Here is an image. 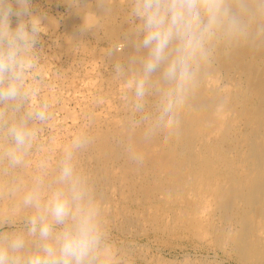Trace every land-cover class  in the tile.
<instances>
[{"label": "clouds", "instance_id": "9594fccd", "mask_svg": "<svg viewBox=\"0 0 264 264\" xmlns=\"http://www.w3.org/2000/svg\"><path fill=\"white\" fill-rule=\"evenodd\" d=\"M30 5L31 0H0V102H15L21 113L3 126L10 167L25 163L51 117L48 100L32 102L25 89L26 74L40 66L37 44L46 33L44 17ZM98 7L107 11V0H98ZM12 16L18 18L14 28ZM128 22L125 42L108 54L132 49L113 68L146 141L162 136L167 143L179 135L182 114L219 52L264 45V0H130ZM90 142L86 132L78 133L54 162L47 155L36 162L17 205L26 213L22 226H16V212L0 216V264H119L102 204L77 164ZM132 158L143 161L136 153ZM9 195L15 197L17 189Z\"/></svg>", "mask_w": 264, "mask_h": 264}, {"label": "rangeland", "instance_id": "374dc122", "mask_svg": "<svg viewBox=\"0 0 264 264\" xmlns=\"http://www.w3.org/2000/svg\"><path fill=\"white\" fill-rule=\"evenodd\" d=\"M92 5H97V8H99L98 0H31L30 6L32 13L44 17L43 23L46 25V33L41 34L37 44V49L42 54L40 66L26 74L25 89L33 94L31 96L32 102L39 100L40 97L48 100L51 105V117L47 124L41 126L39 139L35 142L31 152L26 157L23 167H10L7 159L5 158V161L3 158L6 149L9 147V141L6 132L3 130V126L4 123L15 122L21 113L14 110L15 102H0V114L3 116V123H0V155L4 163H2V165L7 169V175L14 171V175L13 173L10 174L12 175L10 176L12 179L11 185L14 186L15 183L17 184L19 182L15 188H20H16L17 192L20 194L22 193V189L30 183V175H33L37 160L43 155H47L54 162L72 136L83 131L91 138L100 128H102L100 131L103 130V132L108 130L113 132L116 128L124 132L127 131L126 133L134 132L137 129L143 130L142 124L138 125L135 123L138 117L132 115L128 104L124 100L123 81L121 82V79L118 78L114 72L113 65L117 61L122 60H113L108 57L110 56L108 55L109 50L114 45L124 43L123 38L120 36L110 38L105 35L106 33L103 32L102 28H98L99 21L105 24H109V22L113 23L114 21L117 23L118 20L122 19L121 16L123 15L125 18L127 17L126 19L123 17V20L125 19L124 21H126V26L131 29V25L128 26V24H130L128 23L130 0H107L108 10L105 11L99 8V10L105 13L102 16H97L92 13L90 9V7H93ZM109 5L112 6L110 7ZM16 7L17 5L13 2V8L15 9ZM111 9L115 17L109 15ZM123 12L127 13L124 14ZM10 19L11 26L14 28L18 23V18L12 16ZM98 86H101V89H99ZM82 97L84 98L82 99ZM92 104L96 105L93 106ZM25 108H27V105H25ZM117 118L121 119V121ZM114 134L116 135V133ZM114 139L117 141V139L119 140L120 138ZM120 143L122 144V141H120ZM123 143L125 146L123 144L120 146V152L117 153L115 151L112 156L114 157L111 158L113 163L111 159L108 161L107 168L110 172L106 170L105 173L111 176H99L100 181L98 182L97 180L95 182L96 184L98 182L97 185L94 182L91 183L96 195H98V199L101 200L104 222L109 232L112 249L119 257V264H264L263 247L258 246V248H255L252 244V247L246 246L241 252L236 251L238 243L242 240L240 238L242 231V219L240 216H233V214H230L225 217L226 219L223 218V216L221 217L222 212H220L219 200L215 197H212L204 208L200 206L199 208L192 209L188 208L184 202L179 201L175 198L176 196H174V194L169 192H166L164 196L159 195L160 197H158L154 190L150 192L149 187L150 185L161 184L166 176L155 179L152 170L139 168L140 166L133 160L130 161L128 156L127 158H123L129 152L126 150H131L132 148V146L129 144L127 145L124 141ZM123 148L127 149L124 150ZM85 149L86 150L83 149L78 153L77 164L86 175L89 174L88 176H90L97 170L95 153L91 151L92 149L89 146ZM53 154L54 156H52ZM116 158L120 159L117 160ZM109 162L113 165L109 164ZM133 163L136 165H132ZM114 164L117 168L122 170L116 169ZM123 164L128 166L124 168V166H122ZM118 165L122 166V168ZM23 168H27L26 173ZM20 169H22L24 173L22 170L20 171ZM183 171L184 176L177 182L178 184L182 183L183 186L188 187L185 181L191 179L190 174L193 171L190 168L183 169ZM112 175L114 177H112ZM101 179L104 180L105 184ZM137 181L140 182V185ZM100 184L103 187L100 186ZM144 184L147 185V188ZM11 185L9 186L10 188L12 187ZM10 188L6 191L7 207L4 209V214H0V216H7L12 212H16V226L20 227L22 226L23 217L26 213L20 211L17 205H15L14 197L9 195ZM188 193L187 194L191 195V197L194 194L192 191L189 192V190ZM176 201L181 202V206L177 204ZM128 207H132L133 209L131 208V210ZM148 208H150L149 214ZM111 210H115L116 212L121 210L130 214L136 213L134 215L136 224L130 227L128 232H124L126 235L112 227L114 226L111 222L112 217L107 214L111 212ZM208 217H210V219ZM116 218L115 221L118 223H120V221L122 223L124 222L122 221L124 218L121 214L116 216ZM136 226L139 227V229ZM262 228L263 227L259 229L256 228L255 230L257 231L254 230L252 233L257 232L260 237L261 235L259 233L261 232L263 236H261L262 238L260 237V241L262 240L264 243V229L262 230ZM255 234L256 233L253 235ZM246 237L248 239L250 238L248 234ZM130 241L132 242L130 243ZM134 243L136 244L134 245ZM256 249H258V251ZM125 250L127 252H125ZM129 253L131 254L129 255Z\"/></svg>", "mask_w": 264, "mask_h": 264}, {"label": "bare ground", "instance_id": "6f19581e", "mask_svg": "<svg viewBox=\"0 0 264 264\" xmlns=\"http://www.w3.org/2000/svg\"><path fill=\"white\" fill-rule=\"evenodd\" d=\"M94 6L90 7V9L92 10V13L96 14L97 16H102L103 14H105L104 12L99 10V8H97V5H94ZM126 13L127 12H125L124 14ZM109 15L111 17H115L112 9ZM121 17L122 19L118 20L117 23L114 21L115 23L109 22V24H105L104 22L102 23L99 21L98 28L99 27L102 28L103 32L106 33L105 34L106 36L110 38L111 37L115 38V37L120 36L123 38V41L125 42V36L127 33H129L130 28L126 26V23H125L126 21H124L127 17L125 18L123 15ZM123 17L125 18L124 20H123ZM129 25L130 24H128V26ZM89 31H92V30H89ZM131 52H132V49L128 47V48H125L123 52L117 53L115 56H108V57H110L113 60H125L127 56L131 54ZM100 87L98 86L99 89H101ZM90 95H93V94H90ZM83 98L84 97H82V99ZM118 120L121 121V119H118ZM101 123H104V122H101ZM100 129H98L99 131L95 132L91 136V138L89 137L91 142L88 144V146L92 149L91 151L95 153V162L97 166L96 167L97 170L95 172L92 170L94 172L93 174L91 173L92 175L88 176L89 174H87L91 183L92 182L95 183L97 180L99 182L100 181L99 176H102V175L103 177H106L107 175L109 176L108 173L107 175L105 173L106 170L107 172L109 171L107 168L108 161L109 159L114 158L112 156L114 155L115 151L117 153L120 152V146L122 144L124 145L123 143L124 141L125 143H127V145L129 144L130 146H132V148L130 147L131 150H126L129 152L125 156L122 155L124 156L123 158L125 157L127 158L128 156L129 157L128 159L132 161L133 160L132 155L134 153H136L137 155H142L143 156L142 163H137L135 160H133L136 164L140 166L139 168L141 169L146 168V169L152 170L153 176L155 177V179H160V177L166 176L165 180L161 184L158 183L156 185H150L149 187L150 192L151 190H154L157 193L158 197H160L159 195L164 196L166 192L174 194V196H176L175 197L176 199L184 202L186 206H188V208L190 209L199 208L200 206L204 208L206 204L210 202L211 198L215 197L219 200V206L221 209L220 212H222L221 217L223 216V218H225L229 216L230 214L231 215L233 214V216L234 215L240 216L242 219V227H241L242 231L240 234L241 235L240 238L242 240H240V243H238V247L236 248V251L241 252L243 248H245L246 246L250 247L252 244H253L252 246L255 248L256 247L258 248V246L264 248L263 241L262 240L260 241V237L263 236V234H261L260 232L259 234L261 236L259 237L257 232H254L257 235L256 234L253 235L254 233H252L256 228L259 229L263 227L262 230L264 229V45H261L258 48H253L249 46H241L228 53H225L223 51L218 53L214 64L209 69L208 74L202 81L199 90L197 91L194 98L191 100L190 106L182 114V122H181V128H180L179 135L172 138L169 142L164 143L162 136H156L152 138L151 140L146 141L143 137V130L141 129L139 130L137 129L131 133H126L127 131L124 132L123 130H120V129L119 131L117 128L116 129L114 128L115 130L114 131L112 130V131L116 133V135L113 132H111V130L103 132V130L100 131ZM125 129H128V128H125ZM118 134H122V135H118ZM114 138H120V139L119 140L117 139L116 141ZM120 141H122V144L120 143ZM127 148H123V149L125 150ZM94 153H91V154H94ZM54 154L52 156H54ZM3 158L6 161L4 156ZM3 158L0 155V214H4V209L7 207L8 202H6V196H7L6 191L8 190V188H10L9 186L12 184L11 182L12 179L10 177L12 175L10 174L14 172L13 171L10 174L8 173L7 175V171H6L7 169L3 167L2 165ZM111 162H112V159H111ZM112 163L109 162V164H112ZM135 163H133L132 165H134ZM122 166L126 168L128 165L125 166L123 164ZM122 166H120V168H122ZM21 167H23V165ZM115 168L119 169L117 168V166H115ZM186 168L187 169L190 168L193 171L190 174L191 179L185 181V183L188 184V187L183 186L182 183L178 184L177 182L179 179L182 178V176H184L183 169H186ZM26 169H24L25 173L27 172ZM21 170L22 169H20V171ZM119 170H122V169H119ZM30 176L32 177V175ZM112 177L114 176L112 175ZM102 181L104 183V180ZM15 184L14 186L11 185L12 186L11 188H15V186H17V184L16 185ZM24 184H23V187H24ZM26 184H27V181H26ZM139 185H140V182H139ZM100 186L102 185L100 184ZM144 186L147 188V185L144 184ZM16 188H19V187H16ZM21 189H22V186H21ZM188 190L189 192L192 191L194 193L192 197L191 195H188L189 194ZM17 194H20V193L17 192ZM19 196L20 195L14 197L15 205H18ZM131 200H134V199H131ZM180 203L181 202H177V204L179 205ZM147 210L149 214L150 208H148ZM107 214L112 217L111 222L114 225L112 227L116 228L122 234H125L124 233L125 231L128 232L130 227L136 224V218L134 216L136 213L130 214L128 212L125 213L121 210L117 212L115 210L114 211L111 210V212ZM120 214L124 218V220H122L124 221L123 222L124 224L121 221L120 223L115 221L117 219L116 216H119ZM208 218L210 219V217ZM137 228L139 229V227ZM247 234L250 237L249 239L246 237ZM131 242L132 241H130V243ZM135 244L136 243H134V245ZM252 249L250 250L253 251ZM256 250L258 251V249ZM125 252L127 251L125 250ZM259 252H260V249H259ZM131 253H129V255Z\"/></svg>", "mask_w": 264, "mask_h": 264}]
</instances>
